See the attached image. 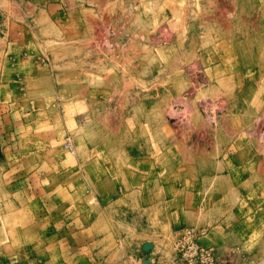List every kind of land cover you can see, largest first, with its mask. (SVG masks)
<instances>
[{
    "label": "rangeland",
    "instance_id": "374dc122",
    "mask_svg": "<svg viewBox=\"0 0 264 264\" xmlns=\"http://www.w3.org/2000/svg\"><path fill=\"white\" fill-rule=\"evenodd\" d=\"M0 264H264V0H0Z\"/></svg>",
    "mask_w": 264,
    "mask_h": 264
},
{
    "label": "built area",
    "instance_id": "2783aa9c",
    "mask_svg": "<svg viewBox=\"0 0 264 264\" xmlns=\"http://www.w3.org/2000/svg\"><path fill=\"white\" fill-rule=\"evenodd\" d=\"M195 235L196 232L191 229L181 235L182 241H180V247L181 250L185 253L183 255L190 258L195 257V259H213L211 250L199 245L195 238Z\"/></svg>",
    "mask_w": 264,
    "mask_h": 264
}]
</instances>
